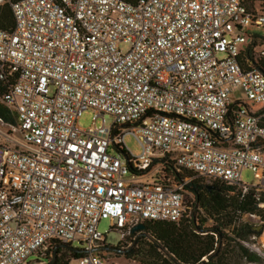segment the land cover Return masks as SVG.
<instances>
[{
    "label": "built area",
    "instance_id": "1",
    "mask_svg": "<svg viewBox=\"0 0 264 264\" xmlns=\"http://www.w3.org/2000/svg\"><path fill=\"white\" fill-rule=\"evenodd\" d=\"M11 9L13 28L0 27V100L16 118H0L10 128L0 127V264H46L55 241L84 250L80 264H117L102 254L99 222L110 219L119 243L148 220L191 217L185 185L196 176L264 190V67L245 55L257 43L254 60H264L250 29L264 28V0H16ZM87 109L101 125L77 124ZM244 169L260 183H243Z\"/></svg>",
    "mask_w": 264,
    "mask_h": 264
},
{
    "label": "trees",
    "instance_id": "2",
    "mask_svg": "<svg viewBox=\"0 0 264 264\" xmlns=\"http://www.w3.org/2000/svg\"><path fill=\"white\" fill-rule=\"evenodd\" d=\"M14 1L7 0L0 10L2 28L12 29L14 26L11 9ZM127 1L136 3L139 0ZM256 45L253 43L245 55L251 57L256 65L264 67V60H254L252 50ZM5 87V82L0 81V93ZM0 118L7 124H16L14 113L1 100ZM163 170L170 172L167 168ZM185 188L195 195L191 217L180 222L148 220L144 229L118 243L120 247L117 248L130 250L118 252L127 257L142 255L145 260L141 264H242L244 261H262L246 242L262 233V229L255 228L248 216L257 214L264 218V208L259 206L264 202V190L250 188L244 192L242 187L221 180L205 183L200 176L188 182ZM202 209L207 216L201 212ZM210 218L213 222L207 224ZM131 243L132 246L121 248ZM62 244L55 241L50 245L45 256L46 264L52 260L53 264H69L72 259L84 255V250L77 252Z\"/></svg>",
    "mask_w": 264,
    "mask_h": 264
},
{
    "label": "rangeland",
    "instance_id": "3",
    "mask_svg": "<svg viewBox=\"0 0 264 264\" xmlns=\"http://www.w3.org/2000/svg\"><path fill=\"white\" fill-rule=\"evenodd\" d=\"M250 29L254 30L255 32H257L258 34H260L263 39H262V43L261 46H264V28L262 27H251ZM261 104H253V107L255 109H260L261 108ZM113 121V117L111 115H106V122L107 124H111V122ZM77 124L83 128V129H88L94 125H101L102 124V117L97 118V120H95V112L92 109H87L85 111L82 112V114L80 115V117L77 120ZM1 125V124H0ZM1 131L2 132H7L8 130H10V128L8 126H0ZM18 132H16L17 134ZM1 139V138H0ZM125 143L127 144V146L130 148V150L132 151L133 154L135 155H139L142 152V146L139 143V141L137 140V138L135 137V135L133 133H128L125 136ZM199 177V176H196ZM202 177V176H200ZM150 177H146V179L144 180H149ZM202 180L205 183H209L212 184V179L207 178V177H202ZM241 180L243 183H248V184H259L260 183V178L256 175L255 171L251 170V169H244L242 172V177ZM187 199H192L191 196L189 195L187 197ZM201 212L204 214V216H207V213L202 209ZM213 222V220L210 218L207 221V224H211ZM111 228V221L110 219H102L99 224H98V230L103 233V234H107V243H104L103 245H101V249H103V251L105 250V252H103V255H108L111 258H115V262L117 264H127L128 260L131 261H136L138 263H143L145 258L142 255H138L136 254L133 257H127L125 254L118 252V251H114V252H108L106 250H111L108 247L111 246H116V247H120L117 243L120 239V233L118 231L115 230H110ZM257 229H262V233L260 236H258L256 239H250L249 241L246 242V245L253 251H255L262 259L261 262H246L244 261L242 264H264V248L262 247V242L264 241V224L263 226L257 228ZM75 246V244L73 245ZM132 246V243L129 244L127 247H121V248H128ZM113 251V250H112ZM28 264H37L36 261V256H32L29 258L28 260ZM69 264H80V261L78 259H72V261Z\"/></svg>",
    "mask_w": 264,
    "mask_h": 264
},
{
    "label": "water",
    "instance_id": "4",
    "mask_svg": "<svg viewBox=\"0 0 264 264\" xmlns=\"http://www.w3.org/2000/svg\"><path fill=\"white\" fill-rule=\"evenodd\" d=\"M145 228V224L144 223H140V224H137V225H135L134 227H133V229H132V232L133 233H136L138 230H140V229H144ZM63 246H66L67 248H70V249H73V250H75V251H77V252H82L83 250H80V249H75V248H73L71 245H68V244H62ZM109 249H111V250H113V251H121V252H127L128 250H130V249H125V250H123V249H119V248H117L116 246H111V247H108ZM56 256V254H54V257ZM208 259H205V261H207ZM47 264H53V260L52 261H50L49 263H47Z\"/></svg>",
    "mask_w": 264,
    "mask_h": 264
},
{
    "label": "crops",
    "instance_id": "5",
    "mask_svg": "<svg viewBox=\"0 0 264 264\" xmlns=\"http://www.w3.org/2000/svg\"><path fill=\"white\" fill-rule=\"evenodd\" d=\"M0 138H2L1 135H0Z\"/></svg>",
    "mask_w": 264,
    "mask_h": 264
}]
</instances>
